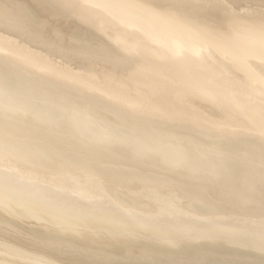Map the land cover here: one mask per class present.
<instances>
[{"label":"bare ground","instance_id":"6f19581e","mask_svg":"<svg viewBox=\"0 0 264 264\" xmlns=\"http://www.w3.org/2000/svg\"><path fill=\"white\" fill-rule=\"evenodd\" d=\"M0 264H264V0H0Z\"/></svg>","mask_w":264,"mask_h":264}]
</instances>
